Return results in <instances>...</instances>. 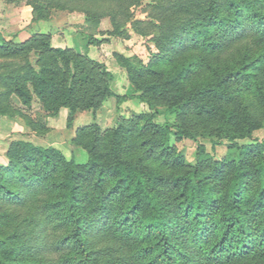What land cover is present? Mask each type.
<instances>
[{"label":"trees","instance_id":"trees-1","mask_svg":"<svg viewBox=\"0 0 264 264\" xmlns=\"http://www.w3.org/2000/svg\"><path fill=\"white\" fill-rule=\"evenodd\" d=\"M26 2L34 20L50 9L82 12L91 44L103 16L117 33L140 0ZM157 2L146 22L156 47L147 62L115 53L153 113L104 131L96 122L79 127L73 141L86 148L84 162L51 145L8 141L0 264H264V142H240L264 121L241 99L254 93L264 119V0ZM109 82L104 63L52 46L49 34L0 41L1 116H24L36 97L50 114L66 107L68 124L78 109L95 118ZM159 113L175 121H154ZM188 116L227 140L224 156L199 143L185 161L170 138L195 136Z\"/></svg>","mask_w":264,"mask_h":264},{"label":"rangeland","instance_id":"rangeland-1","mask_svg":"<svg viewBox=\"0 0 264 264\" xmlns=\"http://www.w3.org/2000/svg\"><path fill=\"white\" fill-rule=\"evenodd\" d=\"M158 3L157 0H140L139 3L131 5L129 16L122 19L117 33H111L113 30L111 20L109 16H103L98 31L95 32L98 42L89 44L80 31L84 15L78 10L50 9L48 18L34 20L32 7L26 0H0V41L5 39L22 42L34 33L49 34L52 46L72 48L104 63L110 74L109 83L112 91V94L103 99L96 109L95 118L92 117L90 110L78 109L70 124L67 123L66 107H61L57 114H50L41 108L36 97L33 98L29 108L23 107L24 116L0 115V137H5L3 140L0 138V164L4 163L2 159H5V150L11 139H26L39 145H51L60 149L67 158L84 162L88 156L86 148L73 141L79 127H88L96 122L100 130L104 131L114 127L119 121L131 120L141 113H153L148 104L137 96L138 92L134 90L125 68L117 62L115 53L137 56L142 62H147L151 53L156 51V47L151 40L152 30L147 28L146 22L152 20L159 7ZM42 21L43 24L44 21L46 23L43 29L38 26ZM141 31L147 33L143 34ZM241 99L246 107L260 118L261 123L264 120L261 119L263 108L257 96L248 92ZM236 105H239V102ZM239 106L238 110H240ZM157 107L163 109L161 105ZM189 117H186V121L195 131V136L182 137L178 140L172 135L170 138V143L180 151L185 161L188 163L194 161L199 143L204 144L206 151L214 158L219 159L224 156L227 140L210 135L206 120ZM154 121L170 123L175 120L172 116L167 118L164 113H159L154 116ZM263 122L252 130L249 138L240 142H264ZM172 129L174 130L175 127ZM134 152L140 153L139 148L136 147ZM161 169L165 174H170L173 170L172 167L163 166Z\"/></svg>","mask_w":264,"mask_h":264},{"label":"crops","instance_id":"crops-1","mask_svg":"<svg viewBox=\"0 0 264 264\" xmlns=\"http://www.w3.org/2000/svg\"><path fill=\"white\" fill-rule=\"evenodd\" d=\"M44 24H46L45 21H44ZM44 24H43V21H42V23L40 22L39 25H38L39 28L43 29V27H45ZM0 138H1L2 140L5 139V137H0ZM2 156H3V155H2ZM2 162H5V159H4V158L2 159Z\"/></svg>","mask_w":264,"mask_h":264}]
</instances>
